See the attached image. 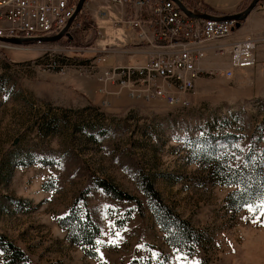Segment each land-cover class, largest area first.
Here are the masks:
<instances>
[{
  "label": "rangeland",
  "instance_id": "obj_1",
  "mask_svg": "<svg viewBox=\"0 0 264 264\" xmlns=\"http://www.w3.org/2000/svg\"><path fill=\"white\" fill-rule=\"evenodd\" d=\"M97 1L73 43L0 50V264L9 242L25 252L14 264H264V216L247 208L264 199V71L228 76L227 57L208 49L216 73L196 80L185 106L127 94L78 101L74 73L33 61L84 34L97 49L116 45L120 29L94 35ZM245 38L256 51L259 40ZM158 203L188 223L184 240L168 238Z\"/></svg>",
  "mask_w": 264,
  "mask_h": 264
},
{
  "label": "built area",
  "instance_id": "obj_2",
  "mask_svg": "<svg viewBox=\"0 0 264 264\" xmlns=\"http://www.w3.org/2000/svg\"><path fill=\"white\" fill-rule=\"evenodd\" d=\"M92 1L96 2L85 0L74 16L78 0H0V50L30 49L35 44H11L3 38L54 36L66 27V32L72 35L82 29L80 17ZM179 1L192 12L203 5L201 0ZM97 2L93 13L99 23L94 33L97 39H113L114 31L126 29L152 47V54L141 64L109 65L108 51L96 49L91 45L90 35L84 34L82 44L56 49L53 58H37L33 61L36 68L90 77L101 93H108L113 87L119 92L126 91L134 99H161L170 105L185 106L196 80L216 73L204 65L208 49L217 56L227 57L229 68L223 72L228 76L234 69L256 65L253 39L227 40L235 29L233 20L188 16L174 0H108V5ZM116 7L118 13L114 14ZM257 8L264 10V3L260 2ZM64 37H67L65 33Z\"/></svg>",
  "mask_w": 264,
  "mask_h": 264
},
{
  "label": "crops",
  "instance_id": "obj_3",
  "mask_svg": "<svg viewBox=\"0 0 264 264\" xmlns=\"http://www.w3.org/2000/svg\"><path fill=\"white\" fill-rule=\"evenodd\" d=\"M244 1L245 0H235L231 5L214 7L208 3V0H201L204 5V9H194L195 13H207L210 15L220 16L238 12V4ZM260 2L264 3V0H261ZM117 13L118 8L116 7L114 9V14ZM120 30H122V34H116V45L98 48V50L108 51L109 65L114 63L126 62L135 64L143 63L152 54L154 49L150 46L145 45L143 42H140L133 34L128 33V30ZM247 36H251L254 38L256 37L259 40V44L256 48L257 57L254 69L264 71V10H261L257 7L253 9L247 15V17L240 22V26L238 28L235 27L233 34L228 38V40L241 39ZM73 75H71L73 76L71 77L72 79L68 80L70 82V85L68 84V87L71 86L73 90L81 96L80 98H78V101L86 99L94 104L100 105L104 99H108V101L115 100L114 97L126 94L123 91L118 95H116L115 93L106 95L98 91V85L94 79L77 73H74Z\"/></svg>",
  "mask_w": 264,
  "mask_h": 264
},
{
  "label": "trees",
  "instance_id": "obj_4",
  "mask_svg": "<svg viewBox=\"0 0 264 264\" xmlns=\"http://www.w3.org/2000/svg\"><path fill=\"white\" fill-rule=\"evenodd\" d=\"M246 2H242V3H239L238 4V7L239 9H243V5H245ZM72 40V39H71ZM69 42V44L73 43V42ZM3 54H5V50L1 51ZM251 190V189H249ZM253 190L251 191H248V192H253ZM156 192L155 191H148V194L151 196H153V194H155ZM118 196H126L127 198H133L135 199L134 197L130 196V195H118ZM137 204H138V208L140 210V214H143V206L141 204L140 201H138L137 199H135ZM160 206H158V208L156 209V212L158 213V217H159V222L161 223V226L163 228L164 231H166L167 235H168V238H172L175 242V243H178V241H181V240H184V238L188 235V233L190 232L188 230V223L179 218L178 216L176 215H173L169 210L167 211V209L163 208L161 206L160 203H158ZM91 225H89L88 230H93L95 231L96 233L99 231L98 227L92 223H90ZM88 230L84 227V228H81V231L80 233L83 235V236H87V232ZM7 246V251L9 252V258H10V263L11 264V260L13 261V264L15 263V260L16 258H22L25 254L24 250L18 246H15L14 244H12L11 242L8 243ZM92 255H94V253H92ZM14 258V259H13Z\"/></svg>",
  "mask_w": 264,
  "mask_h": 264
},
{
  "label": "water",
  "instance_id": "obj_5",
  "mask_svg": "<svg viewBox=\"0 0 264 264\" xmlns=\"http://www.w3.org/2000/svg\"><path fill=\"white\" fill-rule=\"evenodd\" d=\"M175 3L181 8V10L188 16L191 17H200V18H216V19H226V20H233L235 23L243 21L247 15L257 7L258 3L261 0H251L249 5L242 11H239L237 13L232 14H226V15H210L207 13H195L190 10H188L179 0H174ZM85 0H78L77 7L74 12V16L81 10L82 5L84 4ZM73 16V18H74ZM73 18L70 19L68 25L73 20ZM67 27L60 32L57 35L54 36H46V37H40V38H33V39H27V38H3L4 42L11 43V44H22V43H51V42H57L59 41L64 33L65 35L71 40L72 35L66 32Z\"/></svg>",
  "mask_w": 264,
  "mask_h": 264
},
{
  "label": "snow or ice",
  "instance_id": "obj_6",
  "mask_svg": "<svg viewBox=\"0 0 264 264\" xmlns=\"http://www.w3.org/2000/svg\"><path fill=\"white\" fill-rule=\"evenodd\" d=\"M248 211L250 212H258L260 215L264 216V199H262L261 203L259 205H247Z\"/></svg>",
  "mask_w": 264,
  "mask_h": 264
},
{
  "label": "bare ground",
  "instance_id": "obj_7",
  "mask_svg": "<svg viewBox=\"0 0 264 264\" xmlns=\"http://www.w3.org/2000/svg\"><path fill=\"white\" fill-rule=\"evenodd\" d=\"M30 44H33V43H30ZM124 91V90H123ZM123 91H116L115 89H112V88H110L109 89V92L108 93H104V94H106V95H109L110 93H115L116 95H118V94H120L121 92H123ZM126 94H127V92L126 91H124ZM128 95V94H127Z\"/></svg>",
  "mask_w": 264,
  "mask_h": 264
}]
</instances>
